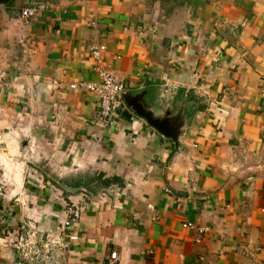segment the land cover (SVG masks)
<instances>
[{"label": "crops", "instance_id": "1", "mask_svg": "<svg viewBox=\"0 0 264 264\" xmlns=\"http://www.w3.org/2000/svg\"><path fill=\"white\" fill-rule=\"evenodd\" d=\"M97 45L173 137L125 100L104 127L97 95L69 89L98 80ZM1 154L0 264H264V0L0 2ZM32 229L29 262L11 241ZM62 233L77 240L44 254Z\"/></svg>", "mask_w": 264, "mask_h": 264}, {"label": "built area", "instance_id": "2", "mask_svg": "<svg viewBox=\"0 0 264 264\" xmlns=\"http://www.w3.org/2000/svg\"><path fill=\"white\" fill-rule=\"evenodd\" d=\"M37 8H43V5L36 6ZM35 8H25L20 14V21L22 24H28L29 19L34 15ZM105 51V46L97 45L91 48V55L95 60L92 70L97 74V81H80L72 82L69 84V89L72 91H88L97 95L98 97V111L94 115L96 120L104 127H109L115 123L116 114L115 110L117 108L126 109V104L124 101V85L123 83L116 79L111 73L102 68L100 65L101 56ZM168 192V189H164ZM82 209L77 205H70L66 207L65 214L66 218L63 221V228H69L75 224L81 217ZM183 227L196 229L198 233H203L208 230V228H197L192 223H185ZM57 236L56 238L46 237L40 244L44 250V254L48 255L51 247L57 245L61 248H68L71 243L77 240L76 234H64ZM66 238V239H65ZM11 246L15 252L23 259L32 262L36 260L41 254L38 241L36 240L35 230H31L27 233L26 237H16L12 239ZM101 264H120L117 252H110L108 257H106Z\"/></svg>", "mask_w": 264, "mask_h": 264}, {"label": "water", "instance_id": "3", "mask_svg": "<svg viewBox=\"0 0 264 264\" xmlns=\"http://www.w3.org/2000/svg\"><path fill=\"white\" fill-rule=\"evenodd\" d=\"M4 0H0L2 2ZM127 103L128 109L139 116H142L148 124L158 130L161 134L167 137L174 136V127L170 124L168 114L162 118H156L150 115L151 113L146 111L143 105L139 102V98L134 96L132 98L124 97Z\"/></svg>", "mask_w": 264, "mask_h": 264}, {"label": "rangeland", "instance_id": "4", "mask_svg": "<svg viewBox=\"0 0 264 264\" xmlns=\"http://www.w3.org/2000/svg\"><path fill=\"white\" fill-rule=\"evenodd\" d=\"M5 156V155H4ZM0 158H3V155L1 154ZM2 160V159H1ZM4 162L6 163V167L8 168L9 172H10V175L13 176L14 175V178H18L19 177V169H15L14 167L16 166H13L14 162L11 160L9 161L6 157L4 158ZM14 168V169H13Z\"/></svg>", "mask_w": 264, "mask_h": 264}]
</instances>
